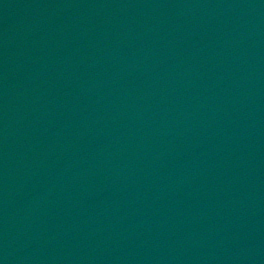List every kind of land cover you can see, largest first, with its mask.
I'll return each instance as SVG.
<instances>
[{"label":"water","instance_id":"water-1","mask_svg":"<svg viewBox=\"0 0 264 264\" xmlns=\"http://www.w3.org/2000/svg\"><path fill=\"white\" fill-rule=\"evenodd\" d=\"M75 1L0 0V120L9 118L0 123V167L13 169L12 175L0 171V264H264V40L248 39L245 47L239 36L198 35L195 48L170 55L179 35L156 21L165 11L161 0L152 12L133 14L128 25L117 23L119 43L110 30L96 28L112 15L96 19ZM180 1L197 13L189 24L213 16L226 35L239 26L229 24L233 15L248 20L254 10L263 32L264 0L172 3ZM78 11L92 17L76 20ZM85 28L109 41L104 57L95 46L104 38L80 34ZM38 36L43 43L36 47ZM27 42L33 47L21 57L29 68L24 78L20 49ZM164 45L169 49L158 63ZM200 49L215 63L200 59ZM139 65L144 72L135 86L154 90L151 97L136 90L139 100L128 101L122 113L115 88L110 93L98 84L99 75L123 78ZM45 98L57 99L50 111L42 110ZM92 107L99 117L120 118L96 126L95 134H78L63 122L68 138L55 141L51 154L57 156L37 158L36 147L50 146L58 120L87 115ZM15 127L22 128L17 138L10 133ZM95 138L108 149L120 142L126 155L119 158L136 168L118 184V206L104 214L100 194L108 187L98 166L106 154L95 161ZM178 149L185 155L179 158ZM45 157L58 160L50 161L51 171ZM116 207L119 220L112 217Z\"/></svg>","mask_w":264,"mask_h":264}]
</instances>
